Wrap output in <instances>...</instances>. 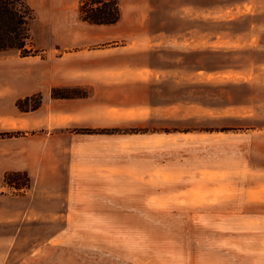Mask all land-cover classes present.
I'll return each mask as SVG.
<instances>
[{
    "label": "rangeland",
    "instance_id": "374dc122",
    "mask_svg": "<svg viewBox=\"0 0 264 264\" xmlns=\"http://www.w3.org/2000/svg\"><path fill=\"white\" fill-rule=\"evenodd\" d=\"M80 1L28 0L26 56L52 72V117L70 119L47 129L66 165L51 180L60 199L44 203L71 210L67 227L56 217L22 227L36 245H17L15 261L264 264V51L237 41L249 21L236 18L237 0H118L112 27L80 21ZM108 109L111 128L83 121L103 124ZM50 235L61 239L41 248Z\"/></svg>",
    "mask_w": 264,
    "mask_h": 264
},
{
    "label": "crops",
    "instance_id": "0c3cea01",
    "mask_svg": "<svg viewBox=\"0 0 264 264\" xmlns=\"http://www.w3.org/2000/svg\"><path fill=\"white\" fill-rule=\"evenodd\" d=\"M25 1L30 5L28 0ZM240 2L242 8L244 4H250L251 10H238ZM236 7V18L249 20L247 26L242 28V33L237 31V41H242L241 45L250 48L252 51L263 52L264 0H237ZM115 24L96 26L112 27ZM114 37L115 33L113 32L109 33L106 39L111 41ZM124 38H127V32L124 33ZM17 57V59L12 60L0 59V132H17V135L0 138V264H23L25 262L23 256L26 254L22 252H20L17 262L15 261L17 245L32 242L35 244L36 238L30 240L27 239L26 235H20L19 231L22 227L51 224L55 217L57 220L65 221L66 223L63 222V225L67 227V220H65V216L64 218L62 216L71 210L69 206H66L63 209L59 208L52 211L51 207L44 203V201H52L54 195H58L57 200L60 199L59 196L63 193V188L51 180L63 177L60 168L66 165L58 159L62 152L56 147H60V143L53 140L47 129L52 122L56 125H63L70 119L52 117L51 104L48 105L46 101V95H49L51 89V70L46 71L45 66L34 64L33 56ZM20 60L23 63H20ZM261 64H264V60L261 61ZM109 66V64L102 65L104 68ZM37 76L44 81L48 78L49 87L45 83L37 85ZM35 93L43 95L41 106L34 111H20L16 106V101ZM57 100L67 99H54V101ZM54 103L56 106L63 104V102ZM110 112L108 109L107 112L103 113L106 116L103 124H100L99 120L94 121L91 118L83 121L86 125L108 129L114 126L115 121L114 115L112 117ZM61 113L69 114V112ZM76 113L81 114L82 112L77 111ZM22 121L26 122V127L21 126ZM37 128H41L42 131L27 132ZM6 171H25L31 179V186L22 191L21 194H7L6 189L9 187L3 183V176ZM65 178H68V175ZM59 239H61V235L53 237L50 235L44 239L41 238L39 244L41 248H45L46 245L49 246L53 241Z\"/></svg>",
    "mask_w": 264,
    "mask_h": 264
},
{
    "label": "trees",
    "instance_id": "16d2710c",
    "mask_svg": "<svg viewBox=\"0 0 264 264\" xmlns=\"http://www.w3.org/2000/svg\"><path fill=\"white\" fill-rule=\"evenodd\" d=\"M78 17L91 25H112L121 18V5L118 0H81ZM34 18V10L25 0H0V52L16 50L24 56L30 54L27 45L31 39L30 24ZM63 91L53 88L52 97H73ZM41 103L42 95L35 93L18 99L16 106L20 111L28 112L37 110ZM3 183L22 192L30 187L31 180L25 171H6Z\"/></svg>",
    "mask_w": 264,
    "mask_h": 264
}]
</instances>
